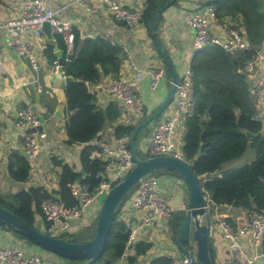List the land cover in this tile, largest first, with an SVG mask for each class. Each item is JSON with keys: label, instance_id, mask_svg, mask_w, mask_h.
I'll use <instances>...</instances> for the list:
<instances>
[{"label": "trees", "instance_id": "obj_1", "mask_svg": "<svg viewBox=\"0 0 264 264\" xmlns=\"http://www.w3.org/2000/svg\"><path fill=\"white\" fill-rule=\"evenodd\" d=\"M169 1L147 0L142 21L149 26L154 12ZM208 2L217 5L219 18L232 16L241 19V26L245 29L253 49L234 55L214 45L195 52L191 67L195 72L197 107L195 113L189 115L185 122L183 158L193 166L197 175L208 178L204 182V190L214 205H233L249 211L264 212L263 125L255 119L258 111L247 76L239 70L245 58L253 55L256 49L264 45V0H208ZM57 36L61 39L59 35ZM45 55L50 62L58 59L53 44L46 47ZM125 55L124 48L119 44L104 37L82 39L77 31L70 60H66V52L63 54L64 69L67 76L71 77L65 86L67 106L72 112L66 122L68 142L89 144L81 153L82 170L76 171L62 160L58 162L63 170L60 176V188L56 194L66 202L67 206L78 204L68 186L69 182L91 173L89 180L92 185L98 184L99 179L95 176L103 169L104 163L92 158L96 146L91 142L97 139L109 120L115 121L120 116V111L115 105H110L107 109L101 108L89 85H97L105 75L118 73ZM166 69L171 75L167 66ZM150 113L145 112L139 117V121L131 125L116 126L115 136L118 138L124 135L131 136L136 125ZM149 127L152 131L149 128L147 131L152 133V124ZM145 128L139 132L136 142L139 145L140 155L149 157L139 144L141 132ZM246 131L252 132L254 137H249ZM249 147H253L256 151V158L252 162L226 169L228 163L240 160ZM30 171L29 158L14 150L8 161L10 179L24 183L28 181ZM164 171L173 172L161 170L156 174ZM50 195L52 193L42 187H32L5 197L0 194L2 200L0 205L36 226V215L41 212V202ZM125 202L117 212L103 255L94 260H69L70 264L119 263L129 246L131 230L128 221L118 220ZM183 219V216L175 213L171 221L175 241L180 233ZM97 221L98 219L95 225L68 236V239L86 242L94 238L97 234ZM185 246L193 248L189 243H185ZM134 249L135 254L127 257L129 264L135 263L139 256L145 254L150 249V244L139 241L134 243ZM172 262L170 256L163 255L153 259L150 264H172Z\"/></svg>", "mask_w": 264, "mask_h": 264}, {"label": "crops", "instance_id": "obj_2", "mask_svg": "<svg viewBox=\"0 0 264 264\" xmlns=\"http://www.w3.org/2000/svg\"><path fill=\"white\" fill-rule=\"evenodd\" d=\"M49 8L56 10L60 17L70 20L74 24L75 32H79L82 39L91 37H104L122 46L126 52L122 68L129 69L130 59H134L142 68L160 65L165 62L161 57L156 43L150 33L149 26L144 22L135 28H130L122 22H117L112 17L107 6L90 1L92 9L78 2V0H45ZM130 8L143 9L147 0H120ZM208 0H178L168 7L159 18L158 34L166 48L168 55L176 65L180 75L191 66L195 55L194 31L188 26L187 21L192 12ZM25 0H0V194L9 196L23 189L42 187L44 190L56 195L60 188V176L63 170L58 162L70 164L74 170H82L81 153L89 144L69 143L66 122L71 115L68 109L65 87L62 79L53 71V62L45 55V49L53 44L54 50L65 52V42L56 35V40H49L46 36L34 42L39 68H33L26 56H18L7 46L8 22L21 14ZM241 25L239 17L226 16L219 18L213 25L214 33H223L233 24ZM264 47V45H263ZM262 47V48H263ZM167 70V69H166ZM110 75L102 77L97 85H89L90 91L95 94L97 104L107 109L115 105L120 111V116L115 121L109 120L97 139L91 142L96 146L95 151H102L105 145L116 144L115 127L118 125H131L139 121L140 116L129 113L128 109L119 107L113 97L104 88H100L109 80ZM172 76L166 74L157 90L150 87V77L145 75L141 82L140 93L146 104L145 112H153L163 103L171 88ZM251 91L256 103L258 114L264 118V62L256 72L249 76ZM262 83L260 91L254 88ZM42 89L40 90V88ZM254 87V88H253ZM30 106L45 121L43 128L48 133L43 149L39 155L30 159L31 171L28 181L19 183L10 179L8 174V161L10 154L16 149L24 151L23 130L18 127V112ZM171 109V107H170ZM169 109V110H170ZM169 110L164 111L162 117L167 116ZM179 135L183 137L186 127L182 126ZM264 132V129H263ZM149 143V142H148ZM146 144V147L148 145ZM247 151L238 160L226 165V169L237 168L250 163L256 158V153L247 158ZM162 192L167 202L173 207L175 213L186 210L189 201V190L185 182L173 172L164 171L160 174ZM129 200V199H128ZM133 199L128 201L130 210L127 213L128 222L132 225L139 220L140 212L133 208ZM213 218L216 214H223L234 223H243L250 211L233 205H214L210 207ZM214 212V214H213ZM41 212L36 215V226H42ZM172 221V220H171ZM171 221L158 219L145 231H139L134 243L143 241L150 244V249L133 264H150L159 256L176 255L183 259L171 229ZM134 243L130 245V255L135 254ZM212 244L219 264H224L231 254L230 241L222 231L213 230ZM246 248L253 252L250 238L244 239ZM11 245L34 253L41 257L43 264H70L69 259L54 252L45 250L38 245L30 243L8 228L0 226V246ZM190 246L194 247L193 244ZM190 248V247H189ZM193 249V248H192ZM126 264L127 260H126ZM254 264H264V255L259 257Z\"/></svg>", "mask_w": 264, "mask_h": 264}, {"label": "built area", "instance_id": "obj_3", "mask_svg": "<svg viewBox=\"0 0 264 264\" xmlns=\"http://www.w3.org/2000/svg\"><path fill=\"white\" fill-rule=\"evenodd\" d=\"M90 1L94 0H78L88 9L93 10ZM95 1L107 6L115 21L125 23L130 28H135L143 22L144 8H130L120 0ZM218 19V7L212 2L204 3L192 12L187 24L194 31L195 52L214 45L234 55L253 49L241 25L234 23L226 32L214 33L212 27ZM46 21L51 23L52 32L59 35L65 42L66 60H70L76 36L74 24L60 17L56 10L49 8L45 0H25L21 14L8 22V48L18 56L29 58L36 70L39 65L33 45L36 39L46 36L43 31ZM262 47L256 49L250 57H246L243 66L239 69L246 74L248 81L249 76L256 72L264 62V47ZM128 66V70L123 71L121 67L118 73L111 74L109 80L103 84V88L113 97L119 107L128 109L133 115L142 116L146 111V104L140 93L143 77L148 75L151 89L157 90L166 77L167 70L166 67L160 65L142 68L134 59L129 60ZM53 71L59 74L61 79L68 78L64 63H60L59 59L53 62ZM261 88L262 83H259L254 89L260 91ZM196 107L195 72L189 66L180 78L172 103L165 110L166 112L170 109L169 113L165 117H162V114L159 120L151 123L153 132L144 152L149 157L160 155L183 157L184 135L183 137L179 135L180 129L185 125L187 117L195 113ZM255 119L262 122L264 129V118L258 112ZM17 120L18 127L23 130L24 151L28 153L30 160L40 154L48 133L43 128L39 115L30 106L18 112ZM92 158L104 163L103 169L95 176L99 179L98 184L92 185L89 180L91 173L69 182L71 193L78 201V204L73 206H67L57 194L46 197L40 205L43 222L42 226L38 227L39 229L52 236L68 239V236L78 233L83 226L98 219L103 203L102 198L135 166L130 136L124 135L118 139L116 144L105 145L102 151L93 152ZM202 178L204 182L208 179L205 176ZM161 185L160 175L150 174L135 186L129 200H126L118 220L128 221L125 211L130 210L131 206L127 203L130 198L134 200L133 208L139 211L140 215L135 224H130L129 246L118 264H126L130 254V245L135 242L139 231H145L158 219L170 222L174 218L175 210L165 199ZM213 229L222 231L230 241L231 254L224 264H254L259 257L264 255V212L250 211L247 219L240 224L230 221L223 214H216L213 218ZM245 238L251 239L253 252L246 248ZM169 256L173 260L172 264L191 263L188 257L180 259L174 254ZM0 264H43V261L39 255L28 253L20 247L1 245Z\"/></svg>", "mask_w": 264, "mask_h": 264}, {"label": "water", "instance_id": "obj_4", "mask_svg": "<svg viewBox=\"0 0 264 264\" xmlns=\"http://www.w3.org/2000/svg\"><path fill=\"white\" fill-rule=\"evenodd\" d=\"M175 1L170 0L165 6L157 9L149 24L150 33L172 76L170 91L159 108L139 122L133 130L130 136V146L135 166L123 180L114 185L105 195L98 215L97 234L95 237L86 242H76L66 238L52 236L37 226L31 225L19 215L2 205H0V226L8 228L33 244L69 260L98 259L104 253L105 245L112 231L118 210L133 192L135 186L150 174L161 170H170L183 179L189 190V201L186 210L179 212L184 217L181 223L180 233L176 239L179 250L191 259L192 264H219L212 244L214 229L213 216L210 210L211 199L205 194L202 176L197 175L193 166L183 157L174 155L142 157L136 142L139 132L159 118L172 103L177 86L180 83L181 75L175 63L168 55L158 34L160 16ZM43 31L49 40H56V34L52 32V25L49 21L44 23ZM63 54V50H58L57 56L60 63L63 62ZM57 75L60 77L59 74ZM70 80L71 77L65 80L62 79V87L64 88ZM100 88H103L102 84ZM39 117L42 122L45 121L43 116ZM246 134L249 137H254V134L250 131H246ZM16 152H19V150L16 149ZM21 153L29 158L26 151H21ZM185 243H195V248L191 249L185 246Z\"/></svg>", "mask_w": 264, "mask_h": 264}, {"label": "rangeland", "instance_id": "obj_5", "mask_svg": "<svg viewBox=\"0 0 264 264\" xmlns=\"http://www.w3.org/2000/svg\"><path fill=\"white\" fill-rule=\"evenodd\" d=\"M147 128H149V129H151L149 126L147 127ZM147 128H145L142 132H141V137H140V142H139V144H140V148L144 151L145 150V148H146V144L150 141V138H151V135H152V133H149V132H151L152 131V129H151V131H147ZM153 128V127H152ZM139 146V145H138ZM139 148V147H138ZM247 152L248 153H246L247 155H245L246 156V158L250 155V154H254L255 155V153H256V151H255V149L253 148V147H249L248 148V150H247ZM131 195V194H130ZM3 196L5 197V195L3 194ZM103 199L104 198H102V201H103ZM2 200H0V202H1ZM102 203V202H101ZM213 214H214V212H213ZM96 220L97 219H95V220H92L91 222H89L86 226H83V228L81 229V230H84V229H86L87 227H89V226H93V225H95V223H96ZM90 224V225H89ZM80 230V231H81ZM189 244H191V243H189ZM193 245H194V247L193 248H195V243H192ZM181 254H183L181 251H179Z\"/></svg>", "mask_w": 264, "mask_h": 264}]
</instances>
